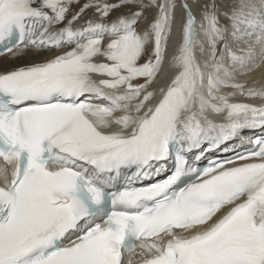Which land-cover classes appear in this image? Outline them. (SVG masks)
Instances as JSON below:
<instances>
[{"label": "snow or ice", "instance_id": "6c2138e0", "mask_svg": "<svg viewBox=\"0 0 264 264\" xmlns=\"http://www.w3.org/2000/svg\"><path fill=\"white\" fill-rule=\"evenodd\" d=\"M0 53V264H264V0H0Z\"/></svg>", "mask_w": 264, "mask_h": 264}, {"label": "bare ground", "instance_id": "6f19581e", "mask_svg": "<svg viewBox=\"0 0 264 264\" xmlns=\"http://www.w3.org/2000/svg\"><path fill=\"white\" fill-rule=\"evenodd\" d=\"M179 16L180 13L179 11H177V22L179 21ZM36 57L33 56L32 53H29L26 56L21 57L20 59H13L11 57H9L7 54L2 53L0 55V67L3 66H11V65H16V64H21V63H25L27 61H30L32 59H35ZM166 74H170V70L167 64L164 65L162 71H161V77H164ZM240 79H249V80H262L264 79V65H261L259 68L255 69V71L253 73H251L248 77H241ZM162 81L158 79L157 83H161ZM235 99L243 101L245 100L244 97H236ZM248 101L250 102H254V103H260L261 101L259 99H249ZM252 132H247L245 133L246 136H252L251 135Z\"/></svg>", "mask_w": 264, "mask_h": 264}, {"label": "rangeland", "instance_id": "374dc122", "mask_svg": "<svg viewBox=\"0 0 264 264\" xmlns=\"http://www.w3.org/2000/svg\"><path fill=\"white\" fill-rule=\"evenodd\" d=\"M81 3H83V0H81Z\"/></svg>", "mask_w": 264, "mask_h": 264}]
</instances>
